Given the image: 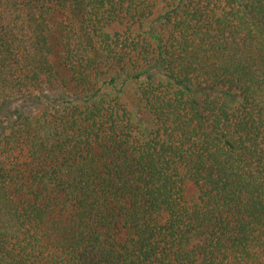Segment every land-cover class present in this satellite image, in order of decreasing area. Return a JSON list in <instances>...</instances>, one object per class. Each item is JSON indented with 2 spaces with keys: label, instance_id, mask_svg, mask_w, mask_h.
<instances>
[{
  "label": "trees",
  "instance_id": "16d2710c",
  "mask_svg": "<svg viewBox=\"0 0 264 264\" xmlns=\"http://www.w3.org/2000/svg\"><path fill=\"white\" fill-rule=\"evenodd\" d=\"M0 264H264V0H0Z\"/></svg>",
  "mask_w": 264,
  "mask_h": 264
},
{
  "label": "rangeland",
  "instance_id": "374dc122",
  "mask_svg": "<svg viewBox=\"0 0 264 264\" xmlns=\"http://www.w3.org/2000/svg\"><path fill=\"white\" fill-rule=\"evenodd\" d=\"M54 103L57 101L47 91H40L29 99L10 101L5 110L0 114V136L5 132L10 122H15L22 116L35 114L42 107L43 102Z\"/></svg>",
  "mask_w": 264,
  "mask_h": 264
}]
</instances>
